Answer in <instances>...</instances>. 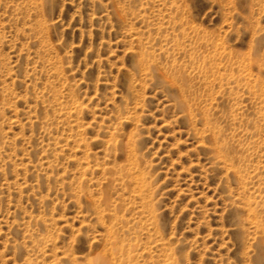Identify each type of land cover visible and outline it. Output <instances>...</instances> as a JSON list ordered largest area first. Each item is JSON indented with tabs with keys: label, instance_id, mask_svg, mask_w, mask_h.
<instances>
[{
	"label": "rangeland",
	"instance_id": "1",
	"mask_svg": "<svg viewBox=\"0 0 264 264\" xmlns=\"http://www.w3.org/2000/svg\"><path fill=\"white\" fill-rule=\"evenodd\" d=\"M98 259L264 264V0H0V264Z\"/></svg>",
	"mask_w": 264,
	"mask_h": 264
},
{
	"label": "bare ground",
	"instance_id": "2",
	"mask_svg": "<svg viewBox=\"0 0 264 264\" xmlns=\"http://www.w3.org/2000/svg\"><path fill=\"white\" fill-rule=\"evenodd\" d=\"M194 47V46H193ZM208 48V47H207ZM193 49V48H192ZM194 51V50H193ZM191 60L194 62L195 60H196V58H195V56H193V57H191ZM209 67V66H208ZM212 67V66H211ZM182 74V73H181ZM184 74V73H183ZM183 74H182V76H183ZM181 76V77H182ZM183 79L185 80V78H184V76H183ZM184 82V81H183ZM182 102V101H181ZM181 107H183L182 105H181ZM211 135V134H210ZM217 144V147L219 148L218 150L220 151V152H223L224 151V148L223 147H221L220 145H218L219 143L217 142L216 143ZM214 147V146H213ZM215 149V148H214ZM216 151V150H215ZM261 226V225H260ZM115 240H117V239H115ZM118 241V240H117ZM115 249L116 250H118L120 253L122 252V250L123 249H120V248H116L115 247ZM122 254V253H121ZM126 256V255H125ZM99 257V256H98ZM127 258V257H126ZM98 261L99 262H97L98 264H101L100 263V259H98ZM109 263L108 264H116L115 262H114V260H110V261H108Z\"/></svg>",
	"mask_w": 264,
	"mask_h": 264
}]
</instances>
